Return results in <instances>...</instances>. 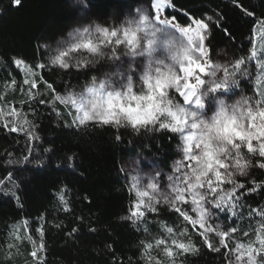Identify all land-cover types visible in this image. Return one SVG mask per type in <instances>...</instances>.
I'll use <instances>...</instances> for the list:
<instances>
[{
  "label": "snow or ice",
  "instance_id": "6c2138e0",
  "mask_svg": "<svg viewBox=\"0 0 264 264\" xmlns=\"http://www.w3.org/2000/svg\"><path fill=\"white\" fill-rule=\"evenodd\" d=\"M20 3L13 0L15 6ZM234 3L251 25L238 42L222 27V17L197 18L181 10L185 20L179 22L174 0H110L108 10L115 16L111 22L104 19L107 12L95 11V0H77L72 6L87 23L69 31L55 49L41 45L46 50L42 61L29 65L11 57L5 67L6 72L14 68L24 73L19 83L10 73L6 76L23 93L18 104L0 95V131L22 133L24 139L23 158L7 162L31 164L34 153L55 155L40 143L36 122L40 107L66 128L111 127L117 142L122 141L121 128L137 136L165 133L170 142H177L179 153L169 171L153 162L145 176L135 159L119 169L128 193L125 214L119 219L146 234L139 242L140 259L144 264H161L151 255L156 252L167 258L166 264H180L178 257L203 247L219 254L223 264H264V204L247 202L254 193L264 192V178L250 175L252 168L264 170V12L257 15L249 10L257 6ZM94 17L104 22L97 23ZM213 27L220 28L231 46L232 56L224 63L213 56ZM97 65H111L114 70L97 77L92 74L100 70ZM54 69L65 73L58 86L45 79ZM81 78L84 83L77 91L72 80ZM252 78L257 86L245 95L240 81ZM41 86L47 98L39 91ZM65 158L67 168L75 172V154ZM35 163L43 166L44 156H36ZM19 187L13 170L4 168L0 191L10 192L23 208L15 191ZM49 187L55 192L48 199H55L59 211L71 212L74 186ZM81 199L91 204L88 197ZM164 215L171 224L161 219ZM44 222L41 215L36 219L39 227L27 219L14 223L6 247L0 246L4 258L14 262L27 241L31 259L26 264H46ZM150 224L157 226L156 235ZM77 231L73 227L68 234ZM115 264L123 262L117 259Z\"/></svg>",
  "mask_w": 264,
  "mask_h": 264
},
{
  "label": "trees",
  "instance_id": "16d2710c",
  "mask_svg": "<svg viewBox=\"0 0 264 264\" xmlns=\"http://www.w3.org/2000/svg\"><path fill=\"white\" fill-rule=\"evenodd\" d=\"M98 7L95 9L101 15L107 12L104 19L111 22L114 14L108 10L110 0H95ZM132 3V0H127ZM176 4L177 20L184 22L185 17L181 10L188 11L192 16L203 18L205 16L222 17V27H227L238 42L247 34L251 25L246 23L247 17H242L240 10L235 6L234 0H174ZM248 7L257 6V15L264 12V0H239ZM77 0H21L19 6L13 0H0V95L14 104H18L23 93L15 90L11 81L6 79L10 73L19 83L24 75L23 71L17 73L14 68L5 71L11 57L24 59L29 65L33 61H42L46 50L40 46L48 44L52 49L57 42L67 36L73 28L88 21L81 20L77 15L75 5ZM135 4L134 7H140ZM123 19L124 16H120ZM94 19H96L94 17ZM97 23H103L96 19ZM258 36V35H257ZM211 46L214 59L232 56L231 47L220 28H212ZM93 72L97 77L102 76L104 69ZM103 69V71H102ZM65 78V73L59 69L51 71L45 79L55 81L58 86ZM76 90L84 83L83 78L72 80ZM253 86H257L255 79L240 81V87L245 95L252 94ZM47 98V92L41 86L39 89ZM5 111L7 106H3ZM29 119L33 117L29 116ZM64 119H68L64 115ZM37 131L41 137V145L53 149L52 153H34L31 164H9L7 161L20 160L24 155V139L22 133H8L0 131V176L3 169L9 168L20 187L15 189L21 198L23 208H20L9 192L5 195L0 191V246L6 247L9 232L14 223L27 219L33 227H39L37 217L43 215L44 242L46 264H115L118 259L123 264H144L140 259L142 249L140 240L145 239L143 231L137 232L131 222L121 221L120 216L125 214L128 193L124 190L126 184L125 174L120 172L121 167L130 159H148L168 170L177 159V142L169 141L165 133H150L137 136L131 129L121 128L122 141H114L115 130L111 127L89 125L88 128H66L58 118L48 109L40 107L37 112ZM11 155H8V153ZM75 154L73 164L75 172L67 168L66 155ZM43 155V166L35 163V158ZM255 159V158H253ZM250 175L256 179L264 178V170L252 168ZM240 179H243L241 177ZM129 181V178H128ZM54 184H68L73 188L71 212L58 210L55 199H48L55 192L50 188ZM11 189V185H6ZM88 197V200H82ZM249 204L257 202L264 204V192L254 193L247 201ZM83 217L81 221L77 217ZM151 219V218H150ZM171 224L167 215L161 217ZM60 227H56V225ZM78 231L69 235L71 228ZM89 227L97 228L90 232ZM153 235L158 233L155 224L149 225ZM35 236V233L33 232ZM107 245H111L108 248ZM31 245L24 241L15 256L14 262L6 260L0 252V264H26L31 258L28 252ZM113 253L115 255H113ZM161 264H166L167 258L162 254L151 252ZM180 264H223V258L206 248L201 247L197 253H188L178 257Z\"/></svg>",
  "mask_w": 264,
  "mask_h": 264
},
{
  "label": "rangeland",
  "instance_id": "374dc122",
  "mask_svg": "<svg viewBox=\"0 0 264 264\" xmlns=\"http://www.w3.org/2000/svg\"><path fill=\"white\" fill-rule=\"evenodd\" d=\"M145 6H146V5H145ZM77 27H78V26H77ZM177 35H179V34H177ZM257 39H258V36H257ZM56 47H57V45H55V46L53 47V49H55ZM160 52H164V49H161ZM157 54H159V53H157ZM165 54H167V53L165 52ZM226 60H227V59H226L225 57H220V58H218L216 61L219 62V63H224ZM97 66H98V65H97ZM102 68L104 69V72L102 73V75H103L104 73H106V72H110V71H113V70H114L113 67H112L111 65H105V66L102 67ZM103 69H102V71H103ZM100 77H101V76H100ZM136 83H137V85H139V81H138V80L136 81ZM79 90H80V88H79L77 91H79ZM177 159H179V155H178ZM177 159H176V160H177ZM137 161L140 162L141 167L144 169V172H143L142 174L146 176L147 173L151 170V165L153 164V162L150 161V160H148V159H143V160H139V159H137ZM128 163H129V160H128L127 162H125L124 166L127 167V166H128ZM155 164H156V163H155ZM172 164H173V163H172ZM172 164L170 165L169 169L171 168ZM146 165H147L148 167H145ZM156 165H158V164H156ZM158 166H160V165H158ZM169 169H168V170L164 169V171H169ZM128 178H129V181H130V176H129ZM141 187H143V185H141Z\"/></svg>",
  "mask_w": 264,
  "mask_h": 264
}]
</instances>
